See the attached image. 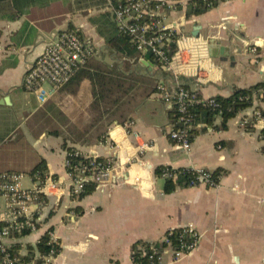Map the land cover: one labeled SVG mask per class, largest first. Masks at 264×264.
Here are the masks:
<instances>
[{
    "label": "crops",
    "instance_id": "crops-1",
    "mask_svg": "<svg viewBox=\"0 0 264 264\" xmlns=\"http://www.w3.org/2000/svg\"><path fill=\"white\" fill-rule=\"evenodd\" d=\"M108 4V0H0V176H28L34 182L28 190H33L42 187L33 172L45 161L46 183L58 186L45 197L43 207L32 206L38 229L5 244H20L19 254L26 255L28 246L36 251L40 239L53 230L61 251L52 264H133L134 244L160 242L168 231L192 224L201 235L195 251L176 262L168 252L163 264H264L262 97L231 119L224 131L201 124L205 131L186 152L169 139L175 127L169 115L173 107L157 92L151 94L160 81L173 84L172 74L150 59L131 64L130 73L145 97L134 107L128 105L116 120L94 110L92 87L82 78L43 106L24 91L29 68L47 43L70 26L94 43L101 40L102 46L95 43L94 58L101 61L105 42L89 18L106 11ZM169 15L175 17L173 24L187 16L183 11ZM187 19L182 46H195L196 61L174 69L187 89L207 100L264 83V0H233ZM196 21L202 25L199 39L189 35ZM209 38L220 39L230 51L211 50ZM102 62L106 68L116 63ZM257 109L263 115L261 126L244 128L243 118ZM128 122L140 139L127 132ZM220 122L218 118L215 125ZM143 142L150 147L141 153ZM70 148L111 160L114 172H127L128 179L116 183L111 179L83 198L73 197L66 168ZM107 148L120 153V159L108 156ZM159 167L223 169L226 174L216 188L201 184L165 194V179L156 175ZM7 206V197L0 193V221Z\"/></svg>",
    "mask_w": 264,
    "mask_h": 264
},
{
    "label": "built area",
    "instance_id": "built-area-1",
    "mask_svg": "<svg viewBox=\"0 0 264 264\" xmlns=\"http://www.w3.org/2000/svg\"><path fill=\"white\" fill-rule=\"evenodd\" d=\"M233 0H119L116 5L109 2L108 9L112 12L113 19L117 23L121 33L130 38L134 48L142 53V58L149 54L156 62L157 66L172 74L173 84L168 85L164 81L157 84V94L162 100L172 105L176 110L174 128L169 134V139L184 151L192 149V131L196 128L194 118L189 111V106L195 103L210 102L213 100L203 99L196 92L187 89L181 83L179 76H176L174 69L176 66H185L195 63L197 51L195 46H182L184 33L180 30V24L176 22V27L165 25V20L169 18L167 14L185 12L190 8L205 6L208 9L216 8L222 4ZM250 44L248 43L247 46ZM255 55L257 50L250 48ZM98 54V47L92 39L82 34L77 29H66L56 34L47 43L43 53L29 68L24 77L23 88L28 94L34 95L40 105H45L61 90L65 89L74 77L85 68L90 59ZM260 94H264V89ZM263 122V115L258 109L251 117H244L241 125L258 127ZM134 124L128 122L125 128L128 133L136 139H140L139 133L132 130ZM150 143L143 142L139 150L141 153L148 150ZM84 157L81 151L77 150L68 153L66 159L67 177L71 182V195L79 198L89 183L96 186L107 184L111 181L116 166L111 160L107 162H96L95 159L83 164H74L73 158ZM196 177L191 180L190 187L201 184L210 188H216V183L211 172L198 169ZM22 174L6 173L0 176V193L8 200L7 213L4 215V224L0 226V249L5 254L0 264H15L16 258L8 251L12 245L7 246L5 241L23 234L24 230L31 233L38 229V217L32 211V206L39 208L44 206L45 197L55 191L58 186L52 182H45L42 187L28 190L22 186ZM162 178H172L166 171ZM182 234L179 238V249L172 248V242L164 238L168 252L171 253L170 260L176 262L182 257L191 254L197 248L201 235L192 224L180 229ZM52 241L54 232L48 231ZM166 253L156 257L158 264L164 263ZM52 250L49 255L43 257V264H52L55 256Z\"/></svg>",
    "mask_w": 264,
    "mask_h": 264
},
{
    "label": "trees",
    "instance_id": "trees-1",
    "mask_svg": "<svg viewBox=\"0 0 264 264\" xmlns=\"http://www.w3.org/2000/svg\"><path fill=\"white\" fill-rule=\"evenodd\" d=\"M118 1L119 0H108V2L113 5H116ZM209 10L210 9L205 6H199L197 8L190 7L186 11V15L188 17L200 16ZM13 14L16 16V12ZM89 21L96 30L98 36L104 40L106 50L114 57L112 60L116 63H113V66L106 68L104 67L103 62H98L94 59L95 57H93L90 59L86 67L80 70L67 87L80 78H82L81 80H87L92 87V92L95 97L93 105L94 110L105 116L110 115L111 120H116V118L125 115V110L131 99L136 97L135 91L138 88V82L135 80L133 73H130V66L132 63L140 61L143 54L139 53L134 48L128 36L120 32L117 23L113 19L111 11L106 10L98 13L90 17ZM69 29L75 28L70 26ZM145 58L152 60L156 64L155 60L149 54H147ZM263 89L264 83L250 88L237 89L229 97L216 96L210 98V100L214 101L213 104L210 102L191 104L189 106V111L196 123V128L192 131V141H194L199 133L205 131L204 128L200 127V125L204 123L217 130H226L228 128V122L237 117L240 113L251 108L257 98L262 97L261 100L264 101V94H260ZM156 92L157 88H155L151 94ZM169 115L173 123L176 119L175 108L169 110ZM218 118L221 119V122L216 126L215 122ZM248 128L252 130V126H249ZM262 134L264 135V131H262ZM102 140L105 141V138ZM75 151L77 150L70 148L68 153H73ZM94 159L96 162H107L103 157L90 156H88V159H85L82 156L80 158H73L72 162L80 165L88 163ZM166 171L172 175V178L165 179V194H171L179 187H190L191 180L196 177L195 170L187 168L176 170L171 167H159L156 170V175L162 177ZM47 173V164L45 161H41L33 172V175L36 176L35 182L43 185L46 182ZM225 174V170L218 169L211 172V177L219 184L222 176ZM95 187V184L89 183L80 198L92 193ZM3 225L4 224L0 223V226ZM30 234L31 232L29 230H24L21 236H18L17 234L16 237L22 238ZM181 234L182 231L180 229L170 230L166 233L165 238H168L172 242V248L179 249V238ZM168 247L169 246L166 244L165 240L154 244L139 241L132 247L133 264H158L156 257L159 254L168 253ZM19 248L20 244H15L8 249L11 256L18 260L15 264H43V257L49 255L52 250L54 251L55 257L61 251L59 241H52L48 232L38 242L36 251L34 247L28 246L27 254L20 255ZM4 255L5 254L0 249V261L3 260Z\"/></svg>",
    "mask_w": 264,
    "mask_h": 264
},
{
    "label": "water",
    "instance_id": "water-1",
    "mask_svg": "<svg viewBox=\"0 0 264 264\" xmlns=\"http://www.w3.org/2000/svg\"><path fill=\"white\" fill-rule=\"evenodd\" d=\"M170 16V15H169ZM187 16H184L182 18V21L180 22V30L185 33V29H186V22H187ZM172 26L176 27L177 25L176 24H172ZM201 31H202V25L200 23V21H196L193 23L192 25V30L190 32V37L192 38H200L201 37ZM208 43H209V46H210V49L213 50V48H220L221 50L223 51H230L229 48L227 47H224V46H221V41L220 39L217 40V39H214V38H209L208 39ZM143 62H146V60L143 58L142 59ZM34 103L36 102L35 101V98L32 97ZM170 107H172V105H169ZM36 107V106H35ZM203 127H207L206 125H204ZM107 153H108V156L110 157H114L115 159L119 160L120 159V153H118L117 151H114L110 148H107ZM128 176L129 174L127 172H123V173H118V172H113V175H112V182L113 183H116L118 180L120 179H123V180H127L128 179Z\"/></svg>",
    "mask_w": 264,
    "mask_h": 264
},
{
    "label": "rangeland",
    "instance_id": "rangeland-1",
    "mask_svg": "<svg viewBox=\"0 0 264 264\" xmlns=\"http://www.w3.org/2000/svg\"><path fill=\"white\" fill-rule=\"evenodd\" d=\"M101 5H102V4H101ZM103 8L107 9V5H104ZM174 19H175L174 16L167 18V19L165 20V25H166V26H170V25H172L173 22H174ZM190 24H191V23L189 22V23H188V28H187L189 31H190ZM87 30H92V29H91L90 27H87ZM85 33H86V32H85ZM88 38H90V37H88ZM94 41H95L96 44L102 46L101 40L96 39V40H94ZM113 58H114V57L110 55V53L106 50L105 47H104L103 49H101V53H100V55H99V59L101 60V61L99 60L100 62H102V60H103V61H107V62H108V61H113V60H112ZM139 88H141V87H139ZM61 91H62V90H61ZM141 91H142V88L136 90V92H135L136 97H135V99H134V98L131 99L132 102L130 101V103H129V106H130V107H134V106H135V104L137 103V99H142V98L145 97L144 94H141ZM46 125H50V123H49V122H46ZM21 183H22V186H23L24 189L33 188V186H34V182H32L28 176L23 177Z\"/></svg>",
    "mask_w": 264,
    "mask_h": 264
}]
</instances>
